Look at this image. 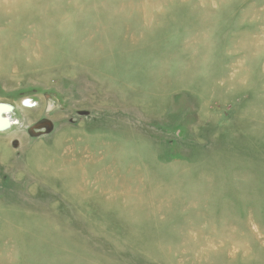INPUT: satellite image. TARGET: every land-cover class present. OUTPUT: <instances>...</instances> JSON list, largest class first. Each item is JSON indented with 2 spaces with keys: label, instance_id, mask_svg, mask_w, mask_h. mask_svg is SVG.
Wrapping results in <instances>:
<instances>
[{
  "label": "rangeland",
  "instance_id": "obj_1",
  "mask_svg": "<svg viewBox=\"0 0 264 264\" xmlns=\"http://www.w3.org/2000/svg\"><path fill=\"white\" fill-rule=\"evenodd\" d=\"M0 264H264V0H0Z\"/></svg>",
  "mask_w": 264,
  "mask_h": 264
},
{
  "label": "water",
  "instance_id": "obj_2",
  "mask_svg": "<svg viewBox=\"0 0 264 264\" xmlns=\"http://www.w3.org/2000/svg\"><path fill=\"white\" fill-rule=\"evenodd\" d=\"M13 111V108L7 104H0V131L7 130L10 126V120L3 114H8Z\"/></svg>",
  "mask_w": 264,
  "mask_h": 264
},
{
  "label": "bare ground",
  "instance_id": "obj_3",
  "mask_svg": "<svg viewBox=\"0 0 264 264\" xmlns=\"http://www.w3.org/2000/svg\"><path fill=\"white\" fill-rule=\"evenodd\" d=\"M3 116H6L7 117V115H5V114H3ZM10 125H11V121H10Z\"/></svg>",
  "mask_w": 264,
  "mask_h": 264
}]
</instances>
